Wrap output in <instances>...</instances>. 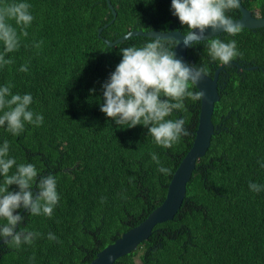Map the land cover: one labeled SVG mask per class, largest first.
Instances as JSON below:
<instances>
[{"label":"trees","instance_id":"1","mask_svg":"<svg viewBox=\"0 0 264 264\" xmlns=\"http://www.w3.org/2000/svg\"><path fill=\"white\" fill-rule=\"evenodd\" d=\"M16 2L31 5L33 20L23 29L27 36L15 20L7 21L17 30L19 47L4 53L0 42V53L13 61L0 66V87L31 94L29 109L44 120L40 126L26 123L19 135L0 127V147L8 141L6 158L32 163L38 175H53L59 201L51 217L17 209H24V219L16 231L38 235L18 248L0 244V264H88L161 204L192 144L200 112V100L185 98V108L166 117L183 118L189 132L170 148L156 144L143 125L117 126L100 110L102 84L122 59L119 48L142 46L151 37L134 35L112 46L102 37L114 40L133 29H189L172 14L171 0H110L116 16L101 37L98 28L113 18L106 0H0V7ZM241 3L264 16V0ZM226 15L238 18L239 8ZM210 38L235 40L233 61L240 66L230 63L219 72L209 147L197 159L173 218L157 223L113 264H264V27ZM168 41L172 48L175 41ZM206 44L188 47L187 59L212 76L221 62L210 59ZM22 65L27 72L20 71ZM251 65L257 67L245 68ZM152 153L170 174L158 171ZM250 183L261 190H250ZM32 191L38 194L35 186ZM49 233L56 239L49 240Z\"/></svg>","mask_w":264,"mask_h":264},{"label":"clouds","instance_id":"2","mask_svg":"<svg viewBox=\"0 0 264 264\" xmlns=\"http://www.w3.org/2000/svg\"><path fill=\"white\" fill-rule=\"evenodd\" d=\"M30 7L26 2L0 7V42L3 43L4 53H11L19 47L17 30L7 21L15 20L17 25L22 26L21 34L27 36V31L23 29L33 20ZM239 7L240 0H171L172 14L189 29L176 45L183 43L186 47H192L207 41L205 46L210 59L229 65L238 56L236 41L206 38L205 33L211 30L236 36L244 25L226 15V12ZM256 16L257 20L261 19L259 13ZM131 37L132 34L128 33L125 39ZM167 38L155 36L142 46L119 48L122 59L102 84L103 103L100 105V110L117 126L143 125L155 143L164 148L172 147L181 135H189L183 118L172 120L166 117L173 110H183L185 98L199 101L204 97L203 91H194L191 86L197 87L201 78L206 76L205 68L189 66L175 58ZM12 63L11 59H5V55L0 53V66ZM20 71L27 72V65H22ZM31 103V94H12L10 85L0 87V127L6 125L7 131L19 135L26 123L40 126L44 117L29 109ZM8 150L9 143L5 140L0 147V175L3 176L0 182V220L6 223L0 224V237L5 238L6 245L18 248L22 242L31 244L38 234L14 230L18 222L24 219L17 209L24 208L32 215L43 213L51 217L59 195L53 175H38L32 163L16 165L15 159L6 158ZM151 158L160 165L156 153H152ZM14 165L16 172L9 175ZM158 171L170 174V169L162 165ZM11 185H17L19 190H10ZM33 186L38 189V194L32 191ZM249 188L256 192L261 190V186L255 183H250ZM48 239L55 240L56 237L49 233Z\"/></svg>","mask_w":264,"mask_h":264},{"label":"water","instance_id":"3","mask_svg":"<svg viewBox=\"0 0 264 264\" xmlns=\"http://www.w3.org/2000/svg\"><path fill=\"white\" fill-rule=\"evenodd\" d=\"M108 7L113 14V18L99 27L97 30L98 37H101V31L103 28L107 27L116 16V11L113 8V5L110 3V0H106ZM240 16L234 18L242 23L245 28L255 29L259 27H264V16L260 15L259 20H257L256 11H251L248 8L244 7L240 0ZM189 31V30H188ZM131 33L134 35H141L147 37L155 36H167V39H172L175 41L173 45V51L175 53V58L182 60L185 64L193 66L188 62L187 59V49L188 47L184 46L183 43L176 45L179 41L183 39V34L180 30H172L168 28L167 30L151 29L143 31L142 29H133L129 32L117 37L114 40H109L105 37H102V40L108 45L112 46L120 41L125 39V36ZM221 32H213L211 30L206 31L205 37H213ZM176 45V46H175ZM232 64H239L235 61L231 62ZM223 64L218 66L212 76L206 75L201 78L197 84V90L204 92V97L200 100V112L198 118V125L195 131V135L192 141V144L189 150L186 152L184 157L179 162L177 168L173 172L171 179L168 184L167 192L165 198L156 208H154L145 219H143L136 226L131 227L127 231L123 232L114 242L106 245L100 251L96 253V256L88 262V264H113L114 261L120 256L127 254L138 246L139 243L146 240L154 226L157 223L164 222L173 218L178 209L181 206V203L185 196L186 183L190 179L193 169L195 168L196 161L198 158L202 157L206 150L209 147L211 135L214 131V124L211 120L212 112L214 109V103L219 100L218 94V78L219 72L223 68ZM256 65L247 66V69H254ZM37 194V193H35ZM24 212V209L21 210L20 215ZM18 224L16 225L17 228ZM16 228L14 230H16ZM5 238H0V244L4 243Z\"/></svg>","mask_w":264,"mask_h":264},{"label":"flooded vegetation","instance_id":"4","mask_svg":"<svg viewBox=\"0 0 264 264\" xmlns=\"http://www.w3.org/2000/svg\"><path fill=\"white\" fill-rule=\"evenodd\" d=\"M240 66V65H239Z\"/></svg>","mask_w":264,"mask_h":264}]
</instances>
